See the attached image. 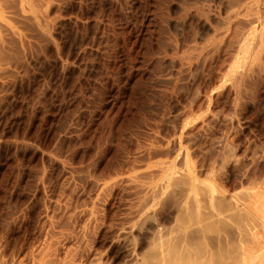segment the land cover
<instances>
[{
	"label": "rangeland",
	"instance_id": "1",
	"mask_svg": "<svg viewBox=\"0 0 264 264\" xmlns=\"http://www.w3.org/2000/svg\"><path fill=\"white\" fill-rule=\"evenodd\" d=\"M218 1L0 0V37L2 36L3 41H0V264H42L44 259L47 260L45 264L49 263L50 254L47 253L46 256L44 253L50 246L51 250L59 246L58 260L64 257L61 261L64 260L67 264L76 256H79V259L76 258L78 261H84L85 264H160V256L157 255L159 247L161 250L165 249V252L161 251L167 257L164 256V264H180V254L183 264H212L228 249L245 244V239H249L247 242L252 244L251 231L258 225L257 221H251L253 218H247L248 222L233 218L239 212L241 202L251 198L252 192L264 190V124L257 117L261 107H264V98L261 95L255 96L251 107L244 111L245 115H240L239 110H244L246 106L244 100L234 97L232 93L213 99L210 97L213 89H203L208 75L210 82L217 77L214 75L219 66L214 60L217 57L201 61V66L198 64L199 68L191 80L187 71L178 67V57L185 48L184 37L192 31L190 14L196 6L201 5L204 8V13H200L204 14L201 18L204 21L205 18L211 19L205 24L221 23V16L216 9L222 0ZM189 8L193 10L190 11ZM207 24L203 31H199L202 33L199 35L200 43L210 39L212 28ZM224 55L225 53L220 54L219 61L223 60L225 64L228 55ZM195 89L200 91V97L191 102L193 94L197 93ZM204 92H207L208 99ZM198 107H201L200 111ZM210 117H215L212 124L206 121ZM183 120L187 122L184 124L190 126L196 122L198 126H193L200 133L189 135L185 130L180 133ZM201 121L206 122L202 124ZM232 127L236 131H242L239 135L243 137L237 145L231 138L236 135L232 133L235 131ZM231 133L233 135L230 137ZM228 134L227 138L231 140H225ZM191 136L193 138L189 139ZM177 138L181 141L175 142L178 141ZM174 143L183 144L180 150L183 152L180 153L179 145L177 150ZM173 152L179 153H176L179 155L176 158L178 161ZM186 152L189 153L188 157ZM182 153L185 154L181 155ZM183 158L187 160V164ZM182 160L185 166L181 163ZM229 165H235L233 167L236 169L229 172ZM144 166H152V170L148 171ZM162 167L166 168L159 170L163 174L170 170L168 177L176 170L171 180L163 175L167 180L164 182L163 177L162 184L170 183L166 184L169 188L164 186L171 191L167 190L164 195L161 193L166 189L161 187V183L158 187L163 189H158L161 198L166 197L161 209L164 212L161 215L164 216H161V224L156 229L153 228L154 232L142 223L137 225L142 229L135 227V231L146 230L145 235H148L142 240V248L137 253L131 250V255L130 248L134 245L131 244L135 240L132 241L134 238L128 237L126 232L130 222L134 223L130 217L134 215L131 217L133 220L136 217V198L139 200L140 194L142 196L143 190L147 189L144 183L149 180V175H155L158 172L156 169H163ZM184 167L188 173H195L197 183L193 181L194 184H213L214 190V197L206 194L207 190L197 193V215L192 221L196 222L189 225L190 228L182 220L185 217L183 199L186 198L185 195L192 194L188 187L191 186L189 183L192 184L191 177L194 179L195 175L186 174ZM219 169L222 171L219 172ZM146 170L147 177L143 173ZM184 174L189 175V178ZM226 175L235 180L233 185H224L222 177ZM214 176H222V180L216 181L217 177ZM154 177L152 175L157 183L158 179L162 180L159 175ZM153 180L150 178L148 182L152 181L150 183L153 184ZM148 182L146 184L150 187ZM184 189L189 192L183 193ZM178 195L183 197L182 202ZM234 202H237V206ZM93 207L98 210L97 222L92 219V214H87ZM91 224L98 227L94 225L93 228ZM259 227L257 228L260 229ZM188 231L195 233L194 238L192 236L190 242L188 240V246L180 238L182 243L179 245V237L185 236ZM67 247L72 248L68 251ZM41 249L45 250L43 254ZM126 249H129L128 252ZM187 249L192 250L188 253ZM122 250L127 252L126 256ZM184 251L187 252L186 256ZM62 252H65L64 256ZM152 253L158 256L159 261L152 257Z\"/></svg>",
	"mask_w": 264,
	"mask_h": 264
},
{
	"label": "bare ground",
	"instance_id": "2",
	"mask_svg": "<svg viewBox=\"0 0 264 264\" xmlns=\"http://www.w3.org/2000/svg\"><path fill=\"white\" fill-rule=\"evenodd\" d=\"M29 1V0H28ZM211 1V0H210ZM218 0H216V2H217ZM191 2V1H190ZM190 2H189V4H190ZM201 2V1H200ZM207 2H208V0H207ZM215 2V3H216ZM219 2V1H218ZM178 3V2H177ZM183 3V2H182ZM206 3V2H205ZM209 3V2H208ZM200 4V3H199ZM216 4H219V3H216ZM221 4V5H220ZM219 5V8L217 7V9H216V11L218 12V15L219 16H221V19L220 20H222V21H220L221 23H213L212 25L210 24V22L208 23V24H210L211 26H209L210 28H212L211 30H212V33H211V36L209 37V36H207V37H209L210 39L208 40V41H203L202 43H200V42H198V40L200 39V36L199 35H201L200 33H199V31L201 30V31H203L202 29L204 28V26L207 24H205V22H207V20L208 19H210V18H208V19H206L205 18V20L206 21H204L201 17L202 16H204V14L203 15H201L200 13H204V8L202 7L201 8V5L200 6H196V9L195 10H193L194 9V7H193V9L192 8H189V10L191 11V9L193 10L192 11V13L188 10V12L189 13H191L189 16H190V18H192V20H191V25H192V31H191V33H189L188 35H186V37H184V39H185V43H184V50L182 51V54H181V56H179L178 57V62H179V69H183V70H186L187 71V73H188V75L190 76L189 78H190V80L191 79H194V77H195V73H196V71H197V69L199 68V66H198V64H200V62L201 61H206L208 58H211V57H217L216 59H214L215 61H216V63H218L219 64V66H217L218 68L217 69H215V73L216 74H214L215 76L217 75V77L216 78H214V80L213 81H209V75L207 76V80L205 81L206 82V86L203 88V89H207L208 87H211L212 89H213V95H211L210 94V97L211 98H213V99H215V98H217V97H224V94L226 93H232L233 94V96L234 97H236V98H238V99H240V100H244V102H245V105L244 104H242V105H244L245 106V108H244V110H239V113H240V115H243L244 113H246V112H244L245 110H247V109H249L250 107H251V105H252V100H253V98L255 97V96H259V95H261L262 96V98H264V0H222L221 1V3H220ZM4 5V4H3ZM29 5V4H28ZM179 5V4H178ZM182 5V4H181ZM210 5V4H209ZM213 5V4H212ZM27 6V5H26ZM49 6V5H48ZM202 6H204V5H202ZM215 6V5H214ZM213 6V7H214ZM216 6H218V5H216ZM50 7V6H49ZM197 7H200V8H197ZM22 8V7H21ZM20 8V9H21ZM207 8V7H206ZM209 8H210V6H209ZM211 8H212V6H211ZM183 10H184V8H183ZM187 10V9H186ZM209 10V9H208ZM212 10H214V8L212 9ZM2 11V10H1ZM0 11V12H1ZM24 11V10H23ZM185 11V10H184ZM207 11V10H206ZM211 11V10H210ZM30 12V11H29ZM212 12V11H211ZM173 13V12H172ZM180 13V12H179ZM186 13V12H185ZM210 13V12H209ZM214 13V12H213ZM216 13V12H215ZM44 14V13H43ZM42 14V15H43ZM182 14H184V13H182ZM208 14V13H207ZM207 14H205V15H207ZM2 15V14H1ZM0 15V16H1ZM187 15V14H186ZM209 15V14H208ZM211 15H213V14H211ZM215 15V14H214ZM182 16V15H181ZM219 16H217V18L219 17ZM44 17V16H43ZM214 18H216V16H213ZM3 18V17H2ZM220 18V17H219ZM4 20H5V18H4ZM211 20V19H210ZM213 20V19H212ZM209 21V20H208ZM214 21V20H213ZM215 21H218V19L216 20L215 19ZM188 23V22H187ZM207 24V25H208ZM5 25V24H4ZM1 26H3V25H1ZM207 27V26H206ZM3 28V27H2ZM8 28V27H7ZM208 28V27H207ZM5 31H6V29H4ZM8 30V29H7ZM8 31H11V29L10 30H8ZM189 32V31H188ZM208 32H210V31H208ZM10 33H12V32H10ZM16 33V32H15ZM6 34V33H5ZM209 34V33H208ZM2 37V36H1ZM0 37V41H2V38ZM4 37H6V36H4ZM3 37V40L5 39ZM10 37V36H9ZM18 38V37H17ZM203 39V38H202ZM19 40H20V38H19ZM2 43H3V41H2ZM2 43H0V44H2ZM24 44V43H23ZM195 45H197V46H195ZM181 46V45H180ZM179 48V47H178ZM182 50V49H181ZM180 51V50H179ZM175 52V51H174ZM225 53V55L224 56H227L228 55V57H226L227 58V60H225V64L223 63V60H222V62H220L221 61V59H220V54H224ZM170 53V52H169ZM164 55V54H163ZM167 55V54H166ZM169 55V54H168ZM165 57V56H164ZM173 57V56H172ZM175 57V56H174ZM222 58V57H221ZM224 58V57H223ZM220 60V61H219ZM226 61H228V62H226ZM203 63H205V62H203ZM203 63H202V65H203ZM208 64V63H207ZM163 66V65H162ZM200 66H201V64H200ZM214 66H216V64L214 65ZM1 67V66H0ZM4 67V66H3ZM13 69V68H12ZM203 69V68H202ZM212 70V69H211ZM14 71V70H13ZM209 71V70H208ZM213 71V70H212ZM179 72V71H178ZM2 73H3V71H2ZM180 73V72H179ZM183 73V72H182ZM203 73V72H202ZM174 75V74H173ZM197 75V74H196ZM207 75V74H206ZM205 75V76H206ZM176 76V75H175ZM213 76V75H212ZM211 77V76H210ZM173 78V77H172ZM202 79V78H201ZM197 80H198V78H197ZM211 80V79H210ZM208 82V83H207ZM197 83V82H196ZM199 84V83H198ZM200 86V85H199ZM174 87V86H173ZM197 88V87H196ZM208 89H210V88H208ZM182 90V89H181ZM197 90V93L195 92L194 94H193V96H192V100H190L191 102L192 101H196L197 100V98H198V96H199V92L200 91H198V89H195V91ZM205 91H208V90H205ZM210 91V90H209ZM171 93V92H170ZM203 93V92H202ZM205 93V92H204ZM207 93V92H206ZM204 94L206 97H207V94ZM226 94H225V96H226ZM231 94V95H232ZM168 95H170L169 93H168ZM171 96V95H170ZM169 96V97H170ZM183 96V95H182ZM203 96V95H202ZM168 97V98H169ZM200 97V96H199ZM227 97H228V95H227ZM180 98V97H179ZM204 98V97H203ZM210 98V99H211ZM231 98V97H230ZM184 99V98H183ZM207 99H208V97H207ZM234 99V98H233ZM237 99V100H238ZM201 100H202V98H201ZM187 101V100H186ZM194 101V102H195ZM206 101V100H205ZM210 101V100H209ZM208 101V102H209ZM231 101V100H230ZM239 101V100H238ZM242 101H239V102H242ZM190 102V103H191ZM212 102V101H211ZM200 104H201V102H199ZM221 103V102H220ZM231 103H233V102H231ZM193 104V103H192ZM206 104V103H205ZM211 104V103H210ZM216 104V103H215ZM262 104H264V103H262ZM188 105H190V104H188ZM233 105V104H232ZM237 105H239L238 103H237ZM236 105V106H237ZM170 106V105H169ZM199 106V105H198ZM201 106V105H200ZM204 106V105H203ZM202 106V107H203ZM205 106H207V105H205ZM212 107V106H211ZM232 107V106H231ZM239 107V106H238ZM237 107V108H238ZM199 108H201V107H198V110H199ZM214 108V107H213ZM243 108V107H242ZM240 109V108H239ZM163 110V109H162ZM238 110V109H237ZM181 111V110H180ZM183 111V110H182ZM200 111V110H199ZM164 112V111H163ZM189 112V111H188ZM192 112V110L190 111V113ZM217 112V111H216ZM187 113V112H186ZM189 113V114H190ZM193 113V112H192ZM191 113V115H193ZM196 113V112H195ZM214 113V112H213ZM175 114V113H174ZM258 115H257V117H258V121H260V123H262V124H264V107H261V109H260V111L257 113ZM160 115V114H159ZM198 115V114H197ZM237 115H239L238 114V112H237ZM245 115V114H244ZM243 115V116H244ZM188 116V115H187ZM176 117V116H175ZM184 117V116H183ZM183 117H182V119H183ZM216 117V116H215ZM214 117V118H215ZM237 117V116H236ZM240 117V116H239ZM163 118V117H162ZM204 118V117H203ZM214 118H212V117H210V118H208V119H206V121H207V123H209V124H212L213 122H214ZM244 118V117H243ZM144 119V118H143ZM167 119V118H166ZM181 119V118H180ZM217 119V118H216ZM241 119H242V116H241ZM240 119V120H241ZM147 120V119H146ZM168 120V119H167ZM188 120L189 119H187V122H188ZM194 120L196 121V120H198L199 121V119L197 118V119H195L194 118ZM202 120H205V119H202ZM240 120H237V122L238 121H240ZM163 121V120H162ZM176 121V120H175ZM182 121V120H181ZM205 121V122H206ZM223 121V120H222ZM155 122V121H154ZM179 122V121H178ZM184 120H183V124H181L182 125V127H181V125H180V129L182 128V130H180V133H181V131H186V133L188 134L189 133V135H190V133H200V132H197V129L195 128V126H193V125H195L196 124V122H194V124L193 125H191L190 126V124L188 125V124H184ZM187 122H185V123H187ZM202 122V121H201ZM204 122V121H203ZM203 122H202V124H203ZM204 122V123H205ZM228 122V121H227ZM236 122V123H237ZM171 123V122H170ZM188 123H190V122H188ZM224 123V122H223ZM229 123V122H228ZM241 123V122H240ZM243 123V122H242ZM241 123V124H242ZM215 124V123H214ZM231 124V123H230ZM239 124V123H238ZM240 124V125H241ZM249 124V123H248ZM171 125V124H170ZM173 125V124H172ZM188 125V126H187ZM197 125V124H196ZM198 126V125H197ZM236 126V125H235ZM237 126H239V125H237ZM236 126V127H237ZM246 126H249V125H246ZM259 126V125H258ZM214 127V126H213ZM212 127V128H213ZM242 127V126H241ZM240 127V128H241ZM250 127V126H249ZM155 128V127H154ZM160 128V127H159ZM195 128V129H194ZM199 129L198 130H200V127H198ZM224 128V127H223ZM240 128H237V129H240ZM244 128H245V124H244ZM146 129H147V127H146ZM157 129V128H156ZM232 129H233V127H232ZM232 129H231V131H232ZM242 129V128H241ZM240 129V130H241ZM261 129V128H260ZM166 130V129H165ZM169 130H170V128H169ZM203 130V129H202ZM229 130V129H228ZM233 130H235V131H232V133H235L236 135H234V136H232L233 134L231 133V135H230V137L232 138V141L233 142H236V145H237V142L240 140V138L241 137H243V136H240L239 135V133H242V131H236V128L235 129H233ZM262 130H264V129H262ZM154 131V130H153ZM152 131V132H153ZM184 131V132H185ZM220 131V130H219ZM230 131V132H231ZM244 131V130H243ZM248 131V130H247ZM206 132V131H205ZM215 132V131H214ZM228 132V131H227ZM226 132V133H227ZM229 132V133H230ZM155 133V132H154ZM164 133V132H163ZM183 133V132H182ZM207 133V132H206ZM261 133V132H260ZM150 134V133H149ZM183 134H185V133H183ZM172 135V134H171ZM181 135V134H180ZM179 135V136H180ZM188 135V136H189ZM201 135V134H200ZM193 136H195V135H193ZM202 136V135H201ZM229 136V134L228 135H226L225 136V140H227L228 137ZM167 137V136H166ZM169 137V136H168ZM182 137V136H181ZM154 138V137H153ZM193 137L191 136V138L189 137V139H192ZM198 138V137H197ZM231 138H229L230 140H231ZM164 139V138H163ZM175 139V138H174ZM179 138H177L176 140H178ZM181 139V138H180ZM228 139V140H229ZM169 140V139H168ZM185 140V139H184ZM187 140V139H186ZM195 140H197V139H195ZM150 141V140H149ZM159 141V140H158ZM181 141V140H180ZM179 140L178 141H175V142H180ZM190 141V140H189ZM232 141H231V143H232ZM241 141V140H240ZM183 142V141H182ZM192 142V141H191ZM157 143V142H156ZM167 143V142H166ZM169 143V142H168ZM229 143V142H228ZM158 144V143H157ZM173 144V143H172ZM175 145H176V149L178 150V148H179V152L181 153V152H183V150L182 151H180L182 148V145H180V144H176V143H174ZM226 144V143H225ZM224 144V145H225ZM146 145H147V142H146ZM168 145V144H167ZM177 145H179V147L177 146ZM185 145H186V143H185ZM188 145H189V142H188ZM235 145V146H236ZM157 146V145H156ZM194 146V145H193ZM149 147V146H148ZM153 147V146H152ZM159 147V146H158ZM172 147V146H171ZM170 147V148H171ZM178 147V148H177ZM232 147H234V146H232ZM163 148V147H162ZM164 148H165V146H164ZM174 148V147H173ZM176 149H175V151H176ZM194 149V148H193ZM145 150V149H144ZM151 150V149H150ZM171 150H174V149H171ZM220 151V150H219ZM188 152H190V151H188ZM188 152H186V153H188ZM147 153V152H146ZM163 153V152H162ZM174 153V152H173ZM177 154H179L178 152H176ZM176 153H174V154H176ZM195 153V152H194ZM219 153V152H218ZM222 153V152H221ZM173 154V155H174ZM176 154V157H175V160H177L179 157V155H177ZM183 154H185V153H182L181 155H183ZM158 155V154H157ZM156 155V156H157ZM180 155V156H181ZM185 155H187V157L189 156V153L188 154H185ZM223 155V154H222ZM150 156V155H149ZM155 156V157H156ZM192 156V155H191ZM233 156V155H232ZM241 156V155H240ZM172 157V156H171ZM182 157V156H181ZM186 157V156H185ZM154 158V157H153ZM158 158V157H157ZM177 158V159H176ZM134 159V158H133ZM146 159V158H145ZM152 159V158H151ZM185 158H183V160H184ZM188 159H190V158H188ZM193 159V158H192ZM217 159V158H216ZM235 159V158H234ZM132 160V159H131ZM153 160V159H152ZM162 160V159H161ZM181 161V163L182 164H184L183 162L184 161ZM136 161V160H135ZM147 161V160H146ZM149 161V160H148ZM165 161V160H164ZM166 161H168V160H166ZM178 161V160H177ZM186 159H185V163H186ZM189 161V160H188ZM214 161V160H213ZM224 161V160H223ZM236 161H237V159H236ZM138 162V161H137ZM149 162H151V161H149ZM193 162H194V160H193ZM225 162H226V160H225ZM168 163V162H167ZM175 163V162H174ZM179 164L180 162H176V164ZM190 163V162H189ZM192 163V162H191ZM199 163V162H198ZM244 163V162H243ZM131 164V163H130ZM164 163L162 162V164L161 165H163ZM187 164V163H186ZM186 164H184V166L186 165ZM196 164V163H195ZM221 164V163H220ZM227 164V163H226ZM230 164V163H229ZM236 164V163H235ZM238 164V163H237ZM129 165V164H128ZM144 165H146V164H144ZM152 165H154V164H152ZM168 165H169V163H168ZM168 165L166 166V167H168ZM189 166H191L190 164H188ZM207 165V164H206ZM249 165V164H248ZM255 165V164H254ZM130 166V165H129ZM176 166V168H177V165H175ZM200 166V165H199ZM202 166V165H201ZM219 166V165H218ZM233 166H235V165H229L227 168H228V170H229V172H231V171H233L234 170V168L235 167H233ZM136 167V166H135ZM144 167H146V166H144ZM149 167V168H148ZM148 167H146L147 168V170L149 169V170H152L151 168H152V166H151V168H150V166H148ZM155 167V166H154ZM157 167V166H156ZM158 167H159V164H158ZM164 167H165V165H164ZM193 167V166H192ZM237 167V166H236ZM161 168V167H160ZM163 168V167H162ZM169 168V167H168ZM175 168V167H174ZM175 168V169H176ZM185 168V167H184ZM189 168V167H188ZM216 168V167H215ZM130 169H132V168H130ZM143 169V168H142ZM154 169V168H153ZM156 169V168H155ZM166 168H163V169H156V170H158V172L156 171V170H154V172H157L155 175L154 174H151V176L149 175V177L153 180V178H152V175H153V177L154 178H157V175H159V176H161L162 177V180H160V179H158V183L157 182H155L154 180V182H153V184H151L150 182H152V181H150V182H148L149 180H150V178H149V180L147 181V178H145V177H143V178H145L146 179V181L148 182V184H150L151 186L150 187H148L149 185H147L146 183H144L145 185H144V187L145 188H147L145 191L143 190V192L141 191L142 190V187H141V192L143 193L142 194V196H141V194H140V196L139 195H137V196H139L138 198H139V200L136 198V200L138 201V203H137V205H136V207H135V205H134V207H135V213L133 212V211H131V212H133L134 214H136L135 216V218H136V220H135V218H134V220H133V218H131L132 216L134 217V215H130L131 217H130V219H132V221L134 222V223H132V222H130L131 223V225L129 224V226H127L128 227V229H127V232H126V235L129 237H131V238H134V239H132V241L133 240H135V242L133 241V243L131 244V245H133V247L131 246V248H130V251L131 250H133V252L134 251H136V253H137V251H139L141 248H142V240L144 239V237L146 236V235H148V234H146L145 235V232L147 233V231L145 230V231H138V229H137V231H135V227L139 224V223H142L143 225H145L146 226V228H149V229H151V231H153V228L155 227V229H156V227H157V225L159 226V224H161V216H164V215H161V214H164V212L162 213V211H161V209L164 207V204H163V200H164V198H166V197H164L163 199L161 198L162 197V195L160 196V192L159 191H161V190H163L164 188L166 189V187H168L169 188V186H166V184L167 185H169L170 183H166V184H162L163 183V175H165V177L166 178H168V179H170L171 180V178H173V174H175L176 172V170L173 172V174H172V176L170 177V175H169V177H168V174L170 173V170H168L167 172L165 171L164 172V174L163 173H161L159 170H165ZM191 169H193V168H191ZM236 169V168H235ZM243 169V168H242ZM122 170V169H121ZM147 170H146V172H144L143 171V173H145V176H146V174H147ZM148 170V171H149ZM178 170H179V172H180V168L178 167ZM184 170V169H183ZM188 171H189V169H187ZM221 169H219V172H221L220 171ZM224 170V169H223ZM240 170V169H239ZM251 170V169H250ZM131 171V170H130ZM133 171H135V170H133ZM132 171V172H133ZM185 171H186V168H185ZM191 171V170H190ZM193 171H195L194 169H193ZM142 172V171H141ZM183 172V171H182ZM182 172H180V173H182ZM187 172V171H186ZM198 172V171H197ZM201 172V171H200ZM251 172V171H250ZM125 173H126V171H125ZM129 173V172H128ZM127 173V174H128ZM135 173V172H134ZM148 173H151V172H148ZM162 175H161V174ZM166 173V174H165ZM205 173H207V172H205ZM228 173V172H227ZM232 173H234V172H232ZM238 173V172H237ZM186 174H191V172H187ZM192 174H194L195 175V173H193L192 172ZM191 174V175H192ZM215 174V173H214ZM219 174V173H218ZM217 174V175H218ZM259 174V173H258ZM122 175V174H121ZM185 175V174H184ZM193 175V176H194ZM197 175H198V173H197ZM213 175V174H212ZM250 175V174H249ZM116 176V175H115ZM135 176V175H134ZM133 176V177H134ZM147 176H148V174H147ZM146 176V177H147ZM181 176V175H180ZM187 176H189V175H187ZM186 175H185V177H187ZM223 176V175H222ZM222 176H214V177H217L215 180L217 181L218 179L220 180L221 179V177ZM260 176V175H259ZM128 177V176H127ZM126 177V178H127ZM130 177V176H129ZM160 177V178H161ZM164 177V178H165ZM191 177V176H190ZM211 177H213V176H211ZM244 177V176H243ZM250 177V176H249ZM164 179V182H166V180L167 179ZM187 178H189V177H187ZM186 178V179H187ZM196 178V175H195V177H194V179ZM208 178H209V176H208ZM240 178V177H239ZM135 179V178H134ZM192 179V177H191V180H190V182H192V184L191 183H189V182H185L186 184H190L191 186H189L188 187V190L190 189V191H191V195L190 196H187L188 194V190H185L184 189V192L183 193H185V191H186V194L187 195H185L186 196V198L185 199H183V201L185 200V202H184V206L183 207H185V209H186V211H185V209H184V212H185V215H183V216H185L183 219H182V217H181V219L182 220H184L185 222H186V224H187V226L190 228V226H192V224H194L195 222H196V220H195V222H192V221H194L193 219H194V217H195V215H197V211L195 210L196 208H198V201H199V198L197 199V193L198 192H200V190H201V193H202V190H207L208 191V193H206V192H204V193H206V194H211V196L210 197H214V196H212L213 195V184H210V186H208L209 184H207L206 182H205V184L206 185H202V183L203 182H201L200 183V185H197V184H194L195 182L197 183V179ZM222 179H223V182H224V185H227V186H231V185H233L234 184V179H232L230 176H228V175H226L225 177H222ZM221 179V180H222ZM236 179V178H235ZM247 179V178H246ZM133 180V179H132ZM139 180V179H138ZM160 180V181H159ZM169 180V181H170ZM210 180H212V179H210ZM209 180V181H210ZM249 180V179H248ZM125 181V180H124ZM127 182H129L128 180H126ZM140 181V180H139ZM183 181V180H182ZM193 181H194V183H193ZM209 181H207V182H209ZM214 181V180H213ZM119 182V181H118ZM144 181L142 180V183H143ZM142 183H138V185L139 184H141L142 185ZM154 183H156V184H158V186L155 184L154 185ZM162 184L163 186H161L163 189H161V187H160V189L158 188L159 187V184ZM176 183L177 184H179L177 181H176ZM184 183V182H183ZM182 183V184H183ZM220 183V182H219ZM222 183V182H221ZM236 183V182H235ZM115 184V183H114ZM126 184H128V183H126ZM181 184V185H182ZM188 184V185H189ZM216 184V183H215ZM135 185V184H134ZM140 185V186H141ZM187 185V186H188ZM223 185V184H222ZM223 185V186H224ZM115 186V185H114ZM124 186V185H123ZM130 186V185H129ZM140 186H139V188H140ZM143 186V185H142ZM147 186V187H146ZM178 186V185H177ZM185 186V185H184ZM262 186V185H261ZM111 188V187H110ZM166 189L165 191H163L161 194H164L165 195V193H166V191L168 190V191H171V190H169V189ZM182 188H184L183 186H182ZM214 188H216V187H214ZM244 188V187H243ZM250 188V187H249ZM262 188H264V187H262ZM104 189V188H103ZM129 189V188H128ZM158 189H159V191H158ZM180 189V188H179ZM227 189V188H226ZM233 189H234V187H233ZM256 189V188H255ZM105 190V189H104ZM111 191H112V189H110ZM127 190V189H126ZM137 190V189H136ZM135 190V191H136ZM183 190V189H182ZM182 190H180V191H182ZM109 191V190H108ZM110 191V192H111ZM178 190H176V192H177ZM227 191V190H226ZM254 191V190H253ZM138 192V191H137ZM140 192V193H141ZM159 192V193H158ZM179 192V191H178ZM210 192V193H209ZM217 192H219V190H217ZM228 192V191H227ZM139 193V192H138ZM173 193H175V191H173ZM173 193H171V194H173ZM220 193V192H219ZM218 193V194H219ZM224 193V192H223ZM250 193V192H249ZM100 194H101V191H100ZM178 194V193H177ZM180 194V193H179ZM199 194V193H198ZM215 194V196H217L218 197V195H216V193H214ZM244 194V193H243ZM175 195V194H174ZM180 195H182V194H180ZM180 195H178V197L180 196ZM242 195V194H241ZM251 196V198H249V199H245L246 201H243L242 199V201L243 202H241V204H240V206H241V208L239 207V212H237V213H235L234 215V218L233 219H239V220H243V219H247V218H253V219H251V221L253 220V222H256L257 221V224L260 226H256V228H255V226L253 225V227L255 228H251L253 231H251L252 233H251V235H252V237H251V242H252V244L250 243V241H249V243L247 242L248 240L247 239H243L242 237H238V238H242L241 240L243 241V242H245V244L243 243V244H241V243H239V244H241L238 248L237 247H234L235 249H228L227 251H226V253H224V255L223 256H221L220 255V257H218L217 258V260H214L213 261V263L212 264H264V190H260L259 189V191L257 190V191H254V192H252L251 194H250ZM173 195H171V197H172ZM220 196H221V194H220ZM224 196V195H223ZM235 196V195H234ZM244 196V195H243ZM247 197H248V195H246ZM97 197H98V195H97ZM106 197V196H105ZM201 197V196H200ZM209 197V196H208ZM209 197V198H210ZM247 197H245V198H247ZM100 198V197H99ZM176 198V197H175ZM180 198V197H179ZM178 198V199H179ZM183 197H181L180 198V200L182 199ZM206 198V197H205ZM208 198V199H209ZM219 198V197H218ZM134 199V198H133ZM177 199V198H176ZM212 199V198H211ZM217 199V198H216ZM227 199H228V197H227ZM226 199V200H227ZM237 199V198H236ZM98 200V199H97ZM172 199H170V201H171ZM180 200H178L179 202H180ZM214 200V199H213ZM213 200H210V201H213ZM218 200V199H217ZM238 200V199H237ZM241 200H239V202L241 201ZM132 201V200H131ZM216 201V200H215ZM232 201V200H231ZM101 202V201H100ZM173 202H174V200H173ZM181 202H182V200H181ZM180 202V203H181ZM224 202V201H223ZM92 203V202H91ZM105 203V202H104ZM136 203V202H135ZM170 203H172V202H170ZM219 203H221V202H219ZM231 203V202H230ZM235 203V202H234ZM237 203V202H236ZM235 203V204H236ZM107 204V203H106ZM183 204V203H182ZM234 204V205H235ZM94 205V204H93ZM98 205V204H97ZM113 205V204H112ZM130 205H131V202H130ZM171 205H175V204H171ZM215 205V204H214ZM222 205V204H221ZM91 206V205H90ZM90 206H88V207H90ZM95 206H96V204H95ZM98 206H100V205H98ZM176 206V205H175ZM175 206H173L174 208H175ZM177 208L179 209L180 208V206L178 205V203H177ZM200 206H201V204H200ZM205 206V205H204ZM213 206V205H212ZM224 206V205H223ZM235 206H237V204L235 205ZM182 207V206H181ZM216 207V206H215ZM220 207V206H219ZM99 208V207H98ZM133 208V207H132ZM171 208H172V206H171ZM203 208V207H202ZM217 208V207H216ZM96 207L94 208L93 207V209H89L88 210V212H87V214L88 215H91L92 214V219L93 220H95L96 222L99 220V218H98V210L96 209ZM173 209V208H172ZM171 209V210H172ZM237 209V208H236ZM133 210V209H132ZM198 210V209H197ZM219 210V209H218ZM215 211V210H214ZM221 211H223V210H221ZM161 212V213H160ZM183 212V211H182ZM101 213V212H100ZM132 213V214H133ZM94 214V215H93ZM101 214H103V213H101ZM179 214V213H178ZM211 214V213H210ZM82 215V214H81ZM177 215V214H176ZM102 216V215H101ZM100 216V217H101ZM83 217V216H82ZM91 217V216H90ZM210 217V216H209ZM97 219V220H96ZM101 219H102V217H101ZM104 219H105V217H104ZM103 219V220H104ZM116 220H117V218H115ZM177 219V218H176ZM175 219V220H176ZM180 219V218H179ZM178 219V220H179ZM88 220H89V217H88ZM244 220V221H245ZM248 220V219H247ZM246 220V222H248ZM255 220V221H254ZM130 221V220H129ZM181 221V220H180ZM103 222V221H102ZM105 222V221H104ZM115 222V221H114ZM128 222V221H127ZM176 222V221H175ZM182 222V221H181ZM238 222V221H237ZM82 223H84V222H82ZM89 223V222H88ZM88 223H86V224H88ZM163 223V222H162ZM220 223V222H219ZM239 223V222H238ZM245 223V222H244ZM252 223V222H251ZM78 224V223H77ZM99 224V223H98ZM101 224V223H100ZM107 224H108V221H107ZM126 224V223H125ZM184 224V223H183ZM216 224V223H215ZM73 225H75V223L73 224ZM83 225V224H82ZM89 225V224H88ZM87 225V226H88ZM94 225L95 224H91V226L94 228ZM123 225V224H122ZM142 225V226H143ZM190 225V226H189ZM218 225V224H217ZM95 226H97V225H95ZM138 226H140V225H138ZM137 226V228H141V227H138ZM161 226V225H160ZM84 227V226H83ZM89 227V226H88ZM98 227V226H97ZM96 227V228H97ZM126 227V228H127ZM187 227V228H188ZM213 227H214V225H213ZM257 227H259L260 229H258ZM91 228V227H90ZM106 228V227H105ZM105 228H103L104 230H105ZM108 228V227H107ZM112 228V227H111ZM120 228V227H119ZM160 228V227H159ZM164 228V227H163ZM172 228V227H171ZM97 229H99V228H97ZM142 229V228H141ZM143 229H144V227H143ZM200 229V228H199ZM216 229V228H215ZM160 230V229H159ZM159 230H156V232L157 231H159ZM185 230V229H184ZM193 230V229H192ZM205 230V229H204ZM211 230V229H210ZM91 231V230H90ZM125 231V230H124ZM197 231V230H196ZM196 231H194V232H196ZM94 232V231H93ZM120 232V231H119ZM154 232V231H153ZM152 232V233H153ZM185 232V231H184ZM201 232H202V229H201ZM200 232V233H201ZM86 233V232H85ZM90 233V232H89ZM125 233V232H124ZM148 233H149V231H148ZM157 233H159L160 234V231L159 232H157ZM161 233H163V232H161ZM166 233V232H165ZM168 233V232H167ZM170 233V232H169ZM198 233V232H197ZM102 234V233H101ZM191 234H193V232L191 231L190 233H189V231H188V234L187 233H185V236L183 235V237H179V242L178 243H180V238H182L185 242H186V245H187V242H188V240H189V242H190V239H192V236H193V238H194V234L193 235H191ZM250 234V233H249ZM88 235V234H87ZM105 235V234H104ZM117 235V234H116ZM121 235V234H120ZM158 235V234H157ZM163 235V234H162ZM162 235H160V237L162 236ZM166 235V234H165ZM202 235V234H201ZM204 235H205V233H204ZM102 236V235H101ZM180 236V235H179ZM243 236V235H242ZM126 237V236H125ZM159 237V240L162 238H160ZM177 237V236H176ZM250 237V236H249ZM81 238H83L82 237V235H81ZM130 238V239H131ZM146 238V237H145ZM156 238H157V236H156ZM64 239V238H63ZM68 239V238H67ZM127 239H129V238H127ZM165 239V238H164ZM173 239V238H172ZM176 239V238H175ZM124 240H125V238H124ZM56 241V240H55ZM63 241V240H62ZM78 241V240H77ZM79 241H80V239H79ZM155 241H157V240H155ZM160 241H162V240H160ZM165 241V240H164ZM164 241H162V242H164ZM172 241V240H171ZM182 241V240H181ZM183 241V242H184ZM239 241V240H238ZM71 242V241H70ZM118 242V241H117ZM173 242H175V243H177V241L176 240H174ZM184 242V243H185ZM198 242V241H197ZM246 242H247V244H246ZM56 243V242H55ZM54 243V244H55ZM165 243V242H164ZM163 243V244H164ZM166 243H168V241L166 242ZM182 243V242H181ZM181 243L179 244V245H181ZM47 245H48V243H46ZM49 244H51V243H49ZM53 244V243H52ZM51 244V245H52ZM53 244V245H54ZM82 244V243H81ZM84 244V243H83ZM129 244V243H128ZM155 244V243H154ZM160 245H161V242L159 243ZM162 244V247L164 246ZM190 244H192V243H190ZM196 244V243H195ZM45 245V244H44ZM43 245V246H44ZM57 245V244H56ZM56 245H54V246H56ZM66 245V244H65ZM167 246H168V244H166ZM165 245V246H166ZM177 245V244H176ZM201 245V244H200ZM205 245V244H204ZM54 246H52V247H54ZM70 246V245H69ZM77 246V245H76ZM75 246V247H76ZM85 246V245H84ZM130 246V245H129ZM154 246V245H153ZM166 246V247H167ZM188 246V245H187ZM42 247V246H41ZM45 247V246H44ZM49 247V245L47 246V248ZM51 247V246H50ZM48 248V251H45L44 249H47L46 247L44 248V249H41L40 251L42 252L41 254H43V252L45 251L46 253H44V254H46V256L48 255L47 253H49L50 255L48 256L49 257V263H46V264H58L57 262L58 261H60L61 263L63 262L64 263V260L63 261H61L62 259H64V255H65V252H62L61 254L63 255V253H64V255L61 257L62 259L61 260H58V258H59V250H58V247L56 246L55 248H57L56 250H54V249H52L51 250V248ZM64 247V246H63ZM120 247V246H119ZM123 247V246H122ZM159 247V246H158ZM180 247V246H179ZM183 247V246H182ZM204 247V246H203ZM223 247V246H222ZM61 248V247H60ZM68 248V247H67ZM72 248V247H71ZM70 248V249H71ZM121 248V247H120ZM124 248V247H123ZM122 248V249H123ZM160 248V250H159V254H157V255H159L160 256V261H161V263L160 264H164L165 263V259L167 258L166 257V255L164 254L163 255V252H161V251H164L165 249H163V250H161L162 248L161 247H159ZM184 248H185V245H184ZM188 248V247H187ZM69 248L67 249L68 251L70 250ZM78 249V248H77ZM154 249V248H153ZM172 249V248H171ZM178 249V248H177ZM192 249H194V248H192ZM192 249H187L188 251V253H190L189 252V250H192ZM196 249V248H195ZM44 250V251H43ZM54 250V251H53ZM60 250H62V249H60ZM67 250H65V251H67ZM129 250V249H128ZM128 250L126 249V251L128 252ZM184 250H186V248L184 249ZM197 250H198V248H197ZM219 250V249H218ZM226 250V249H225ZM49 251H51V252H49ZM67 251V252H68ZM78 251V250H77ZM76 251V252H77ZM83 251H85V250H83ZM157 251V250H156ZM180 251V250H179ZM207 251H209L208 249H207ZM223 251V250H222ZM221 251V252H222ZM61 252V251H60ZM66 252V253H67ZM122 252H125V251H123L122 250ZM127 252H125V255L124 256H126V253ZM132 251L131 252H129V253H131V255H132V253H133ZM160 252H161V255H160ZM165 252V251H164ZM171 252V251H170ZM187 252L185 253V251H184V254H185V256H186V254H187ZM193 253H194V250L192 251ZM191 252V253H192ZM196 252V251H195ZM202 252H203V250L201 251V255H202ZM205 252V251H204ZM39 253V252H38ZM154 254H155V252H153ZM152 253V254H153ZM158 253V252H157ZM173 253V252H172ZM193 253H192V255H193ZM41 254H39L40 256H41ZM122 254V253H121ZM124 254V253H123ZM153 254V255H154ZM168 254V253H167ZM177 254H179L178 253V251H177ZM177 254H176V258L178 257V256H180V258H181V260H182V254H180V255H178L177 256ZM72 255V254H71ZM82 255H84V254H82ZM112 255H115V254H112ZM156 255V256H157ZM169 255V254H168ZM167 255V256H168ZM171 255V254H170ZM175 255V254H174ZM192 255H191V257H192ZM196 255H197V253H196ZM199 255H200V253H199ZM199 255H198V257H199ZM217 255V254H216ZM45 256V257H46ZM61 256V255H60ZM74 256V255H73ZM72 256V257H73ZM81 256V255H80ZM155 255L154 256H152V257H154V259L155 258H157ZM164 256L166 257V258H164ZM187 256H190V255H187ZM209 256V255H208ZM44 257V256H43ZM47 257V258H48ZM75 257V256H74ZM79 257V256H78ZM77 256H76V258H78ZM111 257V256H110ZM147 257H148V255H147ZM151 257V258H152ZM195 257V256H194ZM213 257V256H212ZM46 258V259H47ZM69 257H67V259H68ZM76 258H72V260H70V259H68V260H70V261H68L69 263L68 264H83V262L84 261H82L81 262V260H77ZM170 258H171V256H170ZM179 258V259H180ZM42 259H44V258H42ZM60 259V258H59ZM79 259V258H78ZM153 259V258H152ZM159 259L157 258L156 260H158L159 261ZM172 259V258H171ZM170 259V260H171ZM215 259V258H214ZM124 260V259H123ZM176 260V259H175ZM180 260V264H183V262ZM188 260V259H187ZM44 262H46L45 261V259L43 260ZM110 261V260H109ZM118 261V260H117ZM144 261V260H143ZM200 261V260H199ZM44 262H42V264H45ZM65 262H67L66 260H65ZM111 262H112V260H111ZM134 262V261H133ZM168 262V261H167ZM174 262V261H173ZM62 263V264H63ZM105 263V262H104ZM107 263V262H106ZM109 263V262H108ZM117 263V262H116ZM148 263H149V260H148ZM151 263V262H150ZM169 263H170V261H169ZM33 264H35V263H33ZM38 264V263H37ZM41 264V263H40ZM60 264V263H59ZM64 264H67V263H64ZM84 264H85V262H84ZM113 264H115V263H113ZM167 264V263H166ZM171 264V263H170Z\"/></svg>",
	"mask_w": 264,
	"mask_h": 264
}]
</instances>
